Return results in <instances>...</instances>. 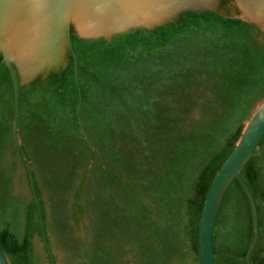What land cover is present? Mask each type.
Segmentation results:
<instances>
[{"label": "trees", "instance_id": "1", "mask_svg": "<svg viewBox=\"0 0 264 264\" xmlns=\"http://www.w3.org/2000/svg\"><path fill=\"white\" fill-rule=\"evenodd\" d=\"M185 11L176 21L84 38L74 57L20 89L19 134L41 213L13 135L14 89L0 65V243L12 264H202L200 218L213 179L264 98V29L231 15ZM241 176L255 196L264 264V136ZM252 202L239 178L214 225L215 264H249ZM53 252V257L51 255Z\"/></svg>", "mask_w": 264, "mask_h": 264}, {"label": "water", "instance_id": "2", "mask_svg": "<svg viewBox=\"0 0 264 264\" xmlns=\"http://www.w3.org/2000/svg\"><path fill=\"white\" fill-rule=\"evenodd\" d=\"M231 15L250 21L264 29V0H232ZM216 11L227 14L222 0H0V65L5 62L11 74L14 89L13 135L22 152L30 174L33 193L41 213L32 160L23 147L19 134L20 89L39 76H47L53 69L66 67L71 52L75 63V78L80 100L77 114L83 133L91 147V140L81 117L82 92L79 84L78 56L72 42V27L84 38L105 37L111 40L117 33L132 28L152 29L171 23L185 11ZM264 136V98L261 99L246 121L234 150L224 161L208 191L200 218V254L202 264H215L214 225L224 195L232 180L237 177L252 202L255 237L245 259L252 264L251 255L259 240L260 220L258 205L249 184L241 176V169L259 147ZM53 257V252L51 251ZM0 264H12L0 243ZM55 264V263H53Z\"/></svg>", "mask_w": 264, "mask_h": 264}, {"label": "rangeland", "instance_id": "3", "mask_svg": "<svg viewBox=\"0 0 264 264\" xmlns=\"http://www.w3.org/2000/svg\"><path fill=\"white\" fill-rule=\"evenodd\" d=\"M55 253L58 257V263L57 264H62V262H61V257H62L61 251L58 248H55Z\"/></svg>", "mask_w": 264, "mask_h": 264}, {"label": "bare ground", "instance_id": "4", "mask_svg": "<svg viewBox=\"0 0 264 264\" xmlns=\"http://www.w3.org/2000/svg\"><path fill=\"white\" fill-rule=\"evenodd\" d=\"M258 15H260L262 19H264V13H259Z\"/></svg>", "mask_w": 264, "mask_h": 264}]
</instances>
